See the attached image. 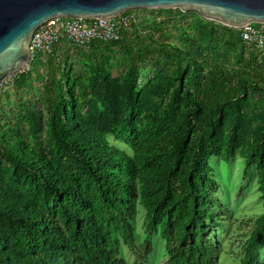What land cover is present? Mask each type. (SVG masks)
<instances>
[{
  "label": "trees",
  "instance_id": "obj_1",
  "mask_svg": "<svg viewBox=\"0 0 264 264\" xmlns=\"http://www.w3.org/2000/svg\"><path fill=\"white\" fill-rule=\"evenodd\" d=\"M195 43L124 33L112 44L129 56L121 88L100 42L90 46L96 64L87 86L77 90L56 69L59 80L45 87L50 153L0 124V264H128L122 245L144 264L154 234L164 242L165 264H218L222 249L210 231L223 226L227 207L209 161L238 157L246 170L255 166L264 202V123L248 96V89L264 94V65L253 68L249 59V74L240 77L216 56L193 54ZM158 52L174 59V70L140 88L136 60ZM27 113L32 126L39 122ZM137 205L144 210L140 249ZM241 223L238 264H261L264 212Z\"/></svg>",
  "mask_w": 264,
  "mask_h": 264
},
{
  "label": "rangeland",
  "instance_id": "obj_2",
  "mask_svg": "<svg viewBox=\"0 0 264 264\" xmlns=\"http://www.w3.org/2000/svg\"><path fill=\"white\" fill-rule=\"evenodd\" d=\"M130 12L136 15L138 28L143 34L151 32L155 36H163V42L178 47L189 46L192 41L197 42L193 54L198 50L200 55L216 56L240 77H247L249 74L246 64L252 59L253 53L240 43L237 31L231 32L217 22L204 20L194 12L183 13L179 9H140ZM102 58L116 87L121 88L129 67L127 52L108 44L102 49ZM95 64V57L90 48L68 49L53 57L43 54L37 56L27 71L20 72L12 78L7 90L0 97V124L9 129H18L30 145L35 146L38 151L50 153L45 87L50 84V88L54 86L53 82H49L51 79L59 80L56 74L58 68L68 75L69 83H73L77 90L80 86H87L88 80L93 77ZM136 67L139 72L138 85L141 88L148 84L149 80L155 81L153 78L156 75H171L174 70V59L158 52L151 57L138 58ZM89 94L88 100L94 104V96ZM248 96L255 101L254 115L257 116V124L261 126L264 123L263 111L260 109L264 106V94H254L248 89ZM27 111L36 115L39 119L37 124L32 126L33 122ZM110 141L130 153V149L124 143L112 138ZM209 164L214 178L220 183L218 196L227 207L223 226H216L210 231L212 238L222 249L218 264H238L243 256L244 233L247 231L241 222L264 212V202L260 199L257 189L258 171L255 166L246 170L244 160L238 157L229 162L213 157ZM3 166L6 164L3 163ZM143 219L144 210L137 205L133 223L134 244L137 249H140L145 236ZM262 246L261 264H264V242ZM121 256L128 264H137L133 252L123 245ZM166 261L164 242L159 234H154L152 252L146 257L144 264H165Z\"/></svg>",
  "mask_w": 264,
  "mask_h": 264
},
{
  "label": "water",
  "instance_id": "obj_3",
  "mask_svg": "<svg viewBox=\"0 0 264 264\" xmlns=\"http://www.w3.org/2000/svg\"><path fill=\"white\" fill-rule=\"evenodd\" d=\"M179 9L239 29L264 23V0H0V84L30 61L34 31L54 17L107 21L133 10Z\"/></svg>",
  "mask_w": 264,
  "mask_h": 264
},
{
  "label": "built area",
  "instance_id": "obj_4",
  "mask_svg": "<svg viewBox=\"0 0 264 264\" xmlns=\"http://www.w3.org/2000/svg\"><path fill=\"white\" fill-rule=\"evenodd\" d=\"M138 19L127 11L107 21L100 19H79L75 17H54L38 27L30 41V61L20 72L27 71L37 56L43 54L53 57L68 49H86L94 42L103 45L113 44L121 40L124 33L139 29ZM226 27V26H225ZM237 31L239 41L253 53V68L264 65V23H247ZM18 72V73H20ZM0 84V97L7 90L8 83L14 76Z\"/></svg>",
  "mask_w": 264,
  "mask_h": 264
}]
</instances>
